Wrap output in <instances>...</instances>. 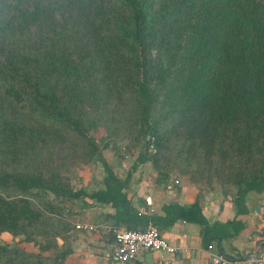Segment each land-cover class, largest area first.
Wrapping results in <instances>:
<instances>
[{"label":"trees","instance_id":"trees-1","mask_svg":"<svg viewBox=\"0 0 264 264\" xmlns=\"http://www.w3.org/2000/svg\"><path fill=\"white\" fill-rule=\"evenodd\" d=\"M124 139L264 194V0H0V264L65 263L69 173Z\"/></svg>","mask_w":264,"mask_h":264},{"label":"crops","instance_id":"crops-1","mask_svg":"<svg viewBox=\"0 0 264 264\" xmlns=\"http://www.w3.org/2000/svg\"><path fill=\"white\" fill-rule=\"evenodd\" d=\"M140 154H104L73 170L79 198L70 200V220H87L115 228L145 229L149 221L179 249L141 250L138 258L125 264H209V244L214 249L248 264L250 255L264 251L263 207L248 197L240 203L219 188L186 183L172 175L161 180L151 161ZM198 204L204 224L179 216V208ZM72 228V226H71ZM70 228V229H71ZM71 252L64 264H111L114 235L107 229L67 235ZM63 242V240H62Z\"/></svg>","mask_w":264,"mask_h":264},{"label":"built area","instance_id":"built-area-1","mask_svg":"<svg viewBox=\"0 0 264 264\" xmlns=\"http://www.w3.org/2000/svg\"><path fill=\"white\" fill-rule=\"evenodd\" d=\"M71 223L72 228L67 231V235H73L78 231L98 233L103 229L113 233L114 246L111 253V264H125L133 261L138 258L141 250L149 252L164 250L176 253L179 249L165 238L153 221H149L145 229L115 228L102 223L79 219L72 220ZM261 243L264 246V237L261 238ZM208 249L213 250L210 253L209 264H233L237 262L235 258L214 249L213 244H209ZM246 261L248 264H264V251L248 256Z\"/></svg>","mask_w":264,"mask_h":264},{"label":"rangeland","instance_id":"rangeland-1","mask_svg":"<svg viewBox=\"0 0 264 264\" xmlns=\"http://www.w3.org/2000/svg\"><path fill=\"white\" fill-rule=\"evenodd\" d=\"M105 136V131L102 133H98L97 136ZM101 138V137H100ZM133 141L129 139H124L122 142L117 143L115 146L114 144H111L104 152V154H139L141 150L142 145L133 146ZM150 149H154V146L151 145ZM78 167V166H76ZM194 169V170H193ZM74 170V169H72ZM193 170V171H192ZM212 170V171H210ZM73 172V171H72ZM69 173L71 175V180L74 183V179L72 177V173ZM210 172H215L214 169H210L207 166H197L193 165V168L189 169V172H183L180 169L173 170V174L176 177H179L182 179V181L186 183H193L196 185L206 186V188H219L223 189L220 181L216 177V175H210ZM70 177V176H69ZM68 178V175H67ZM229 192L232 195H235L237 190L235 186L233 185H227L226 186ZM250 197L254 203H257L263 207L264 211V194L261 191L258 190H250L247 193L242 195V201ZM11 241L13 238L9 233H3L0 234V241Z\"/></svg>","mask_w":264,"mask_h":264}]
</instances>
